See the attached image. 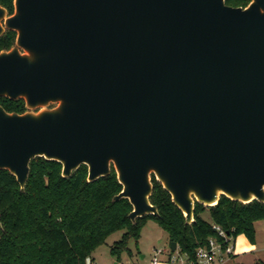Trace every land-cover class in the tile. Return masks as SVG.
I'll use <instances>...</instances> for the list:
<instances>
[{
  "label": "water",
  "instance_id": "95a60500",
  "mask_svg": "<svg viewBox=\"0 0 264 264\" xmlns=\"http://www.w3.org/2000/svg\"><path fill=\"white\" fill-rule=\"evenodd\" d=\"M224 1L0 6V98L25 107L0 106V171L24 192L35 158L88 183L113 169L133 225L158 217L152 177L186 225L221 197L264 204V0Z\"/></svg>",
  "mask_w": 264,
  "mask_h": 264
},
{
  "label": "trees",
  "instance_id": "16d2710c",
  "mask_svg": "<svg viewBox=\"0 0 264 264\" xmlns=\"http://www.w3.org/2000/svg\"><path fill=\"white\" fill-rule=\"evenodd\" d=\"M230 4L229 1L227 0ZM232 2V1H231ZM245 8L249 0L236 1ZM238 4H231L236 8ZM9 15L13 0H0ZM15 33L7 31L0 37V52L9 50ZM0 106L8 113L25 112L22 100L0 98ZM87 169L80 166L71 177H61V166L42 158L29 164L24 192L7 171H0V264H85L95 248L117 231H124L111 253L118 256L126 251L129 241L137 243L141 228L153 220L167 234L169 245L188 260L195 259L196 250L207 246L209 239L226 243L217 236L213 226L227 238L243 235L255 243L254 224L264 223V204L252 201L242 204L221 197L218 204L205 208L196 204L194 223L186 225L182 213L172 204L170 196L152 177L150 203L157 208L158 217L145 216L133 225L128 219L131 206L127 200L113 202L121 191L116 175L88 183ZM208 213L210 221L202 218ZM169 251H171L169 246Z\"/></svg>",
  "mask_w": 264,
  "mask_h": 264
},
{
  "label": "rangeland",
  "instance_id": "374dc122",
  "mask_svg": "<svg viewBox=\"0 0 264 264\" xmlns=\"http://www.w3.org/2000/svg\"><path fill=\"white\" fill-rule=\"evenodd\" d=\"M202 218L210 221L208 213L203 214ZM123 234L124 231H117L111 234L102 245L94 249L91 256L86 259L85 264H147L152 259L156 250L169 249L167 234L155 221L148 220L141 228L137 243L132 240L129 241L127 250L115 256L111 253V249L121 239ZM239 259V263H233L232 260L227 264H261L256 263L258 262L257 260L264 263V251L259 250L251 254H245V256L239 257ZM159 260L160 264H167L165 255H161Z\"/></svg>",
  "mask_w": 264,
  "mask_h": 264
},
{
  "label": "built area",
  "instance_id": "2783aa9c",
  "mask_svg": "<svg viewBox=\"0 0 264 264\" xmlns=\"http://www.w3.org/2000/svg\"><path fill=\"white\" fill-rule=\"evenodd\" d=\"M217 236L223 239V243H226V247L223 250V244L215 239H209L207 246L199 247L195 253L194 260H188V258L180 254L177 249L174 253L168 250H156L152 259L147 264H159V257L161 255L166 256L167 264H222L225 260L231 258L232 242L233 240L227 238L225 233L218 227L213 226Z\"/></svg>",
  "mask_w": 264,
  "mask_h": 264
},
{
  "label": "crops",
  "instance_id": "0c3cea01",
  "mask_svg": "<svg viewBox=\"0 0 264 264\" xmlns=\"http://www.w3.org/2000/svg\"><path fill=\"white\" fill-rule=\"evenodd\" d=\"M254 229H255V243L252 245L247 241V239L243 235L238 236L232 242L231 258L225 260V262H223L222 264H227L229 261L232 260L233 263L236 262L239 263L240 262L239 257H243L245 256V254H251L254 252H258L259 250L264 251V223L262 221L256 222L254 224ZM257 261L258 262L256 263L264 264L262 261L259 260Z\"/></svg>",
  "mask_w": 264,
  "mask_h": 264
},
{
  "label": "flooded vegetation",
  "instance_id": "af4514ba",
  "mask_svg": "<svg viewBox=\"0 0 264 264\" xmlns=\"http://www.w3.org/2000/svg\"><path fill=\"white\" fill-rule=\"evenodd\" d=\"M231 1H232V2H231ZM231 1H229L230 4H227L228 1L225 0V1H224V2H225V5H226V6H229V7H232V8H235V7H233L231 4H238V3L236 2V1H238V0H231ZM249 2H250V0H249ZM249 2H248V4H249ZM239 7H240V8H243V6H241V5L238 4V5L236 6V8H239Z\"/></svg>",
  "mask_w": 264,
  "mask_h": 264
}]
</instances>
